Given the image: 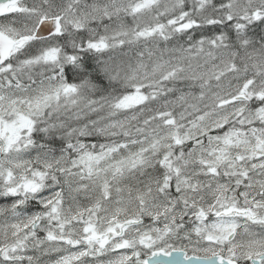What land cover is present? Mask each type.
Returning <instances> with one entry per match:
<instances>
[{
    "label": "snow or ice",
    "instance_id": "6c2138e0",
    "mask_svg": "<svg viewBox=\"0 0 264 264\" xmlns=\"http://www.w3.org/2000/svg\"><path fill=\"white\" fill-rule=\"evenodd\" d=\"M0 264H264V0H0Z\"/></svg>",
    "mask_w": 264,
    "mask_h": 264
}]
</instances>
